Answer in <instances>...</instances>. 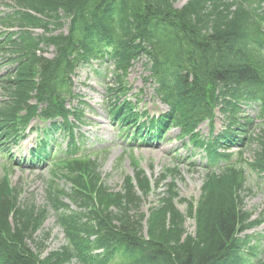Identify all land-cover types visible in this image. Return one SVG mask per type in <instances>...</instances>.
I'll use <instances>...</instances> for the list:
<instances>
[{"label":"trees","instance_id":"obj_1","mask_svg":"<svg viewBox=\"0 0 264 264\" xmlns=\"http://www.w3.org/2000/svg\"><path fill=\"white\" fill-rule=\"evenodd\" d=\"M13 2L18 10L0 20L7 28H18L0 36V128L37 115L66 118L67 100L78 98L72 94L70 76L80 66L108 58L126 72L145 57L156 95L171 109L160 128L173 123L203 146L193 132L221 106L230 126L209 142L210 149L246 134L243 143L257 147V160L250 167L264 174V122L259 134L248 137L253 123L239 121L238 107L239 100L261 101L264 120V0H191L181 9L175 7L176 0ZM37 29L44 34L34 35ZM56 31L61 33L53 35ZM42 45L54 46L57 57H42ZM3 67L9 68L4 75ZM32 99L42 104L41 111L29 103ZM73 115L79 118L77 110ZM134 167L138 188L147 196L149 182ZM66 168L70 191L52 182L42 208L31 202L23 206L13 193L17 189L11 193L0 184V264H264L251 260L256 247L243 235L253 226L241 209V193L247 191L244 166L228 168L222 176L208 175L194 234L174 204L175 186H168L161 205L146 220L148 236L140 213L142 198L131 181L123 193L112 195L99 185L96 161L74 160ZM63 197L75 211L60 203ZM103 199H110L112 208L104 209ZM50 208L68 243L42 260L27 241L42 249L50 233L35 238Z\"/></svg>","mask_w":264,"mask_h":264},{"label":"rangeland","instance_id":"obj_2","mask_svg":"<svg viewBox=\"0 0 264 264\" xmlns=\"http://www.w3.org/2000/svg\"><path fill=\"white\" fill-rule=\"evenodd\" d=\"M188 1L176 0L175 5L177 8H182ZM14 5L15 3L12 0H0V16L13 12ZM254 7L256 6L254 5ZM2 31H4V28L0 24V32ZM37 34H41V32L38 31ZM54 53V49H50L47 51V56L53 57ZM145 62V60H142L133 65L129 71L124 72L123 86L126 89V93L121 97V101L131 104L132 109H134L133 112L129 113L131 115H138L141 112L148 113L150 116H154L153 114L161 115L166 113L167 107L155 96V86L152 81H149V71L146 69ZM93 69H99L100 72L105 74V77L102 78ZM113 69L110 64H103L98 67L94 63L90 67H82L74 77V91L82 96L85 103L89 105L85 112V124L80 132L86 138V144L80 154L96 156L98 154L102 155L103 150H108V155H102L103 157L105 156V159L102 160L104 161L102 175L106 186L116 192L121 190L125 176H134L130 161L131 155L139 161L141 168L146 172L153 184L159 180L162 174L166 173L167 169H172L175 165H179V169H176L177 172L170 176L168 181H176L179 197L181 198L177 200V206L184 214L185 227L190 233H194L195 222L189 217L190 201L195 204L198 203L203 194L202 188L207 175L204 168L207 162L206 152L204 149L194 148L188 139L185 141L189 145L190 151L183 150L182 143L178 141L180 130L173 128L164 141L155 142L151 147L134 146L132 154L130 153L122 160V166L118 169L117 164L128 147L126 146L127 141L121 138L119 126L113 123L110 115L111 95L108 89L113 85L115 88L118 87L115 81L116 73H114ZM120 74H122L121 71ZM2 99L0 97V102ZM242 107L245 108V106ZM255 109L257 108H253V112L246 110L245 115L254 117L255 126H257L255 132L259 134L260 130L263 129V125L259 117L260 111L258 112V109L254 111ZM227 123L228 119L226 116L218 110L213 121L204 122L198 131H200L202 138L212 139L214 135L219 134L226 128ZM39 125L49 126V124H44L37 120L31 124V128ZM211 129H214L213 133H210ZM62 133L61 130L58 131L50 144L51 146H56V155H62L61 152L64 153L67 149L68 140L66 137L61 136ZM42 139H44V135L42 130L39 129L38 132L29 135L28 140L31 143L29 146L20 144L17 148H14L13 145L9 144L7 146L8 150L12 151L14 148L13 157L4 159L0 157V178L5 175L4 167L11 164L13 168L8 172V175L12 186L23 190L22 201L34 202L40 208L48 204L47 186L54 179L52 171L55 168L50 164L34 167L25 164V160L31 161L29 151L31 148L37 147L39 140ZM238 149L235 148L233 150L235 156L232 161H238ZM255 150L256 146L250 148L246 146L243 149L246 161L254 160ZM188 156L194 157L191 162H189ZM192 163H195V166L192 167L190 165ZM247 175V188L250 192L247 191L244 194L245 210L252 213L253 221L259 222V220H264V180L261 175L254 173L250 168L247 171ZM57 183L61 188L68 189L67 184L61 177L58 178ZM165 190V187H161L158 193H154L146 199L140 213L148 215L150 209L156 206L159 201L158 194ZM65 202L69 201L65 200ZM102 206L104 209L107 207L112 208L111 200L103 199ZM48 231H50L51 235L47 240L46 248L41 250L43 257L50 252L60 250L67 244L65 233L61 227L56 225V216L52 213L44 225V232ZM247 235L253 238L250 245H257L258 251L264 252V224L248 231ZM40 236L41 234L38 235V237ZM67 264H75V262L69 261Z\"/></svg>","mask_w":264,"mask_h":264}]
</instances>
